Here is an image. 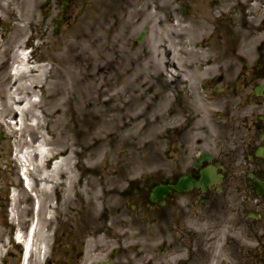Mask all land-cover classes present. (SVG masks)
<instances>
[{
  "label": "flooded vegetation",
  "instance_id": "af4514ba",
  "mask_svg": "<svg viewBox=\"0 0 264 264\" xmlns=\"http://www.w3.org/2000/svg\"><path fill=\"white\" fill-rule=\"evenodd\" d=\"M40 10L58 33L100 29L133 69L150 65L151 13L179 49L191 23L200 59L183 67L208 75L167 80L164 161L113 190L99 216L80 202L42 264H264V0H42Z\"/></svg>",
  "mask_w": 264,
  "mask_h": 264
},
{
  "label": "rangeland",
  "instance_id": "374dc122",
  "mask_svg": "<svg viewBox=\"0 0 264 264\" xmlns=\"http://www.w3.org/2000/svg\"><path fill=\"white\" fill-rule=\"evenodd\" d=\"M14 1L17 5V15L20 13L22 19L24 18L25 23H29L32 17L37 19L42 18L40 12H38V8L36 7L37 4H41L42 0ZM16 18L17 16L15 14L14 18L12 19L15 20L13 22L15 25H13L12 29H6V31L9 32V35H7L8 37L6 38V41L8 43L5 44V48H1L0 50V64L4 65L3 67H6L7 69L2 70L1 72L10 71L11 63L15 59L17 50L19 48H23L24 42H27L28 40L29 43H32L34 45V53H36V62L33 65H37L38 69L40 67H44L45 69L50 71L48 73L49 80L53 81V83L48 86V93L53 92L54 95L57 90H60L62 93L61 103H63L62 107H64V124L59 128H55V125H50V123L57 117L63 115V112L61 113L59 111L55 113V111L53 110V116L47 117L44 115L43 110H49L47 108L51 106V100L46 95L45 90L42 91L43 84H38L36 95L31 97L32 101L37 102L39 103V105H41V108L37 107L33 109V113L39 116V118H41L39 120L40 123L42 125L44 124L45 129L42 131L44 134L46 133L47 138L49 139V144L46 148L52 150L56 147V141H54V139L57 140V137H60V132L66 131V127L71 128V134L67 133V136L69 137H73L72 131L74 129L84 128L87 131V127L89 125H92L94 128L96 127L95 131L90 136L91 139L100 138L99 135L101 131H105L104 136H106V134L111 131L116 133L118 136L115 141L113 139L112 141L107 140L106 142L102 143L95 142V145L89 148L88 151H86V148L84 147L85 140L82 137V140L78 141L77 139H72L69 142L74 145H77L78 143V146H75V148H77V151L79 153L84 152L86 155V158H82V153H80V156L75 157L72 164H70L72 170L76 174H78L79 177H81V175L82 177L84 176L85 181H89H87L88 184L84 187V189H82L78 193L76 190L66 191L65 199L68 197L70 199H77L81 197L85 190H89L88 187L97 188V190L95 191L96 194V192L99 193L102 190V185L107 184L106 187H108V190L110 191L113 188V185L109 183V180L113 175L112 172L122 173L123 175L120 178L123 177L124 181H127L128 179L135 177V175L141 172V170L139 169L141 164L149 163L152 159H159V156L161 154L164 159V151L161 152L160 150H164L165 145H162L161 147L153 145L154 142H158V135L157 133H154L150 130V128L148 127L149 124L147 123L149 121L151 124V120H155L156 114H153L150 111H153V109L155 108V100L158 95L159 97L163 95L164 89L163 81L165 76L163 77L162 75L164 70L161 65L164 66L165 64L164 55L167 45L163 40L164 38H162L164 36V34L161 33L160 29L162 16L159 15V13L153 12L150 16H148V18L152 22L151 33L148 42L149 47L152 51L150 60V63L152 65L150 66H153L155 70L147 69V71H143L141 69L132 70L130 68L131 62H129L128 64H124L125 62L121 63L117 61V54H112L110 53V51H107L105 48H103L101 43L102 39L99 37V34L96 31H91L83 24H78V26L71 31L65 27V29L63 28V31L59 33L54 30L53 25L50 21L49 24L51 27L49 26V24H47L46 26L40 25L42 31L47 30V33L45 35H47L46 37H50V42H52L53 39L59 40L64 36L68 37L69 32L72 36L75 37H71V39L68 38L66 40L67 42L60 39L58 41V45H52V47H49L48 45L43 44V39H38L36 37L38 28L35 27V25H33V28L27 27L25 30L26 34L18 31L21 23L16 21L21 20H16ZM26 20L28 22H26ZM177 29L179 30V27ZM178 30L174 32H177ZM98 31L101 30L98 29ZM191 36L193 37V42L194 40L196 42V40H198L199 38L197 34L194 33ZM172 41L174 44L178 45L176 37H173ZM6 49H8V51L5 53ZM173 56L175 62L180 57H182V59L180 58V60L187 61L185 52H182V49L181 52L180 49L178 51L174 50ZM149 73H152L153 75H149ZM195 73V75L198 74L197 71ZM142 76H144V78ZM201 76L207 77V72L202 74ZM43 80L45 81V78ZM149 81H151V83H148ZM158 81H160L162 86L159 87ZM151 90H153L152 93ZM97 100L101 101L103 104L106 100H113L110 104V112H108L110 118L93 117L92 120H90L85 115L87 112L86 104L88 101L93 102L92 110L95 112H105L107 110L105 106L98 104ZM17 114L18 115H16L11 120V124L18 132L17 136L9 139L7 137L8 132H6L5 129L0 128V236L5 240V243L7 244L6 248L2 249L3 257L1 256L2 259L0 260V264L19 263V256H17L18 252L16 250V242L15 240H13V233H15V231H18L19 229H22L25 232V230L27 229V219L29 217V214H25V216L23 217V225L20 226L19 220L16 219V215L15 218H13L12 216L11 218L9 217V213L7 212V208L9 207V205L12 206L11 211L13 210L14 203H10V197L8 195L9 188H11L12 186L18 187L21 183V178L18 172L19 159L17 157V154H20L22 156V159H26L24 155H26L28 151L26 147L16 144L17 138L21 136L22 128V116L19 112ZM31 118L32 116L30 112L28 123L31 125H35V123H37V120ZM112 119L114 120L112 121ZM103 121H108L107 125L103 126ZM17 122L18 124H16ZM48 125H50V128H52V130L50 129L51 134L46 131L47 128H49ZM32 136L33 135L26 133V140L30 143L32 141ZM38 141L39 139H36V143ZM70 146L71 145H69V147ZM98 146H105L106 151L108 152L114 151L115 153L113 152V160L111 158V161L107 160L104 166H100L101 170L99 175L87 173L83 175L82 171H79L77 166L81 163H90L91 161H95L96 159L99 162L102 156L97 158L92 154L94 153L93 151L98 148ZM71 148L73 147L71 146ZM156 151L161 153L156 156ZM78 152L76 153L78 154ZM21 162L24 161L21 160ZM108 162H110V164ZM107 163L109 165H107ZM33 164L36 165V163ZM31 168L36 169L33 165L31 166ZM23 188L24 187L22 186V189ZM22 189H20V191H17V196L18 194H23L26 192L24 189ZM33 191V194L39 196V193H37L35 189ZM22 198V206H29L28 203L30 196L26 194ZM56 198L58 201L62 200L61 207H66L67 209L69 208L63 202L64 198L60 199L55 195L54 197H52L53 200L51 204L55 205L54 201ZM113 198L114 195L112 196V201H114ZM2 203H4V206H2ZM32 204H34V199ZM96 204L98 205L97 207L100 208L101 204H108V207H110L109 205H111V202L108 203V200L106 198H100L99 201L96 202ZM72 207H74V205H72ZM4 209H6V211ZM92 209H94V206H92ZM71 210L72 209L70 208L68 211H66L67 214H72ZM78 210L81 211L80 208H78ZM13 213L14 212L12 211L11 214L14 215ZM30 215L32 216V214ZM57 219L59 220H57L56 222L53 212L51 215L47 216L46 221H43L42 218L40 219L39 228L46 234L50 235V243L53 241L52 238L54 236V230L57 227V223H68L71 220V218H68V216L63 217L62 215L57 216ZM50 227L51 229L49 230ZM13 241L14 244L12 243ZM47 242L49 241L47 240ZM9 250H11L14 255L7 254ZM39 256L38 260H32L31 263L42 264L39 260ZM4 258H6L5 261Z\"/></svg>",
  "mask_w": 264,
  "mask_h": 264
},
{
  "label": "bare ground",
  "instance_id": "6f19581e",
  "mask_svg": "<svg viewBox=\"0 0 264 264\" xmlns=\"http://www.w3.org/2000/svg\"><path fill=\"white\" fill-rule=\"evenodd\" d=\"M17 5L14 0H0V50L1 48H5V44L8 43L6 41V38L9 35V32L5 29H12L13 25H15L13 22L15 20H12L14 18V15L16 14L17 18L16 21L21 23L20 27L18 28V31L22 32L23 34H26V28L31 27L33 28V25L38 27L40 24V20L37 18H31L29 23H25L24 18L22 19L21 14L19 13L17 15ZM36 21V22H35ZM27 22V20H26ZM3 28V29H2ZM21 29V30H20ZM11 31V30H10ZM47 30L45 31H38L36 34V37L38 39H43L44 37V43L45 45H49L50 37H46ZM35 34V33H34ZM33 36V35H32ZM8 51V49L5 50V53ZM206 54V52H205ZM27 65V63H25ZM26 65L22 64L21 69L24 70L26 68ZM4 65L0 64V128H3L8 132L7 137L9 139L14 138L17 136L18 132L14 128V126L11 124V120L18 115L19 112L21 114V136L17 138L16 144L20 146L26 147L27 155L30 158V161L33 163V166L36 168L34 169V172H30V180L33 184V188L39 193V196L37 197L38 204L40 205L39 211L37 213L38 216V224L36 226V233L34 234V244H36V241L39 242L42 246L46 245L47 239L50 237L49 234H46L43 230L39 228L40 226V219L46 221L47 216L51 215L52 212L59 211V213H65L67 211L66 207L58 206L54 207V205L51 204L52 197L57 196L60 199H63V202L66 206L71 208V206L75 203L78 204L77 199L89 200L90 197L95 202L97 200V196L91 192L90 190H85L83 195L77 199L73 198L70 199L69 197L65 199L66 191H72L76 190L77 193L84 189V187L88 184L87 181L84 180V176L79 177L78 174H76L70 164H72L73 160L76 156H80V153L78 152L77 148H75L74 144L69 143L72 139L73 140H82V138L85 140L84 147L86 148V151L89 150L94 143H102L106 142L107 140L112 141L114 139H117L118 136L114 132H109L104 136L105 131L100 132V138L98 139H91L90 136L95 131V128L92 125H89L87 127V131L84 128L81 129H74L73 137L67 136V133L71 134V128L66 127V131L62 132L60 129V137H57V140L54 141L56 144V147L54 149H47L46 146L49 144V139L47 138L46 133L44 134L42 130H44V124L42 125L40 123L39 116L33 113V109L35 108H41V105L39 103L32 101L31 97L36 95L37 93V86L38 84H43L42 88L46 95L51 100L50 107H48L47 111L43 110L44 115L49 117L53 116V110L56 112H63V115L57 117L54 119V121H51L50 125H55L56 127H61L64 124V107H62L61 100H62V93L61 91L57 90L55 94L53 95V92H49L48 86L53 83V81L49 80V72L44 67H40L38 70L32 71V75H26L24 73L19 74L20 72H17L13 74L11 71H4L7 70L6 67H3ZM38 72V74H37ZM45 78V81L43 80ZM52 94V95H51ZM113 101V100H112ZM110 100L104 101V104L97 100L98 104H101L107 108V112L105 111H93L92 110V101H88L86 104V116L92 120L93 117L95 118H102V117H109L108 112H110V104L112 103ZM41 103V101H40ZM106 104V105H105ZM25 105V106H23ZM31 112V119L37 120V123L35 125H31L28 123L29 114ZM106 113V114H105ZM105 115V116H104ZM24 119V120H23ZM114 119H112L113 121ZM164 120V118H162ZM133 121V118H132ZM148 121V120H147ZM108 121H103V126L107 125ZM148 123V122H147ZM18 124V122L16 123ZM50 125H48L49 128H47V132L51 134L52 128H50ZM97 125V124H96ZM51 129V130H50ZM102 130V129H101ZM26 133H29L30 135H33L31 137L32 141L31 143L26 140ZM37 134V135H36ZM67 136V137H66ZM55 137V136H54ZM82 137V138H81ZM36 139H39V141L36 143ZM71 146L69 147V145ZM75 148V149H74ZM78 152V154L76 153ZM90 152V151H89ZM92 153L94 157H101V159H96L95 161H91L90 163H81L77 166L79 171H82V174H94L98 175L100 173V166H104L106 164V161H111V158L113 160V152L106 151L105 146H98V148L93 151ZM115 153V152H114ZM83 156L82 158H86L85 153L83 152L81 154ZM134 158V157H133ZM102 160V161H101ZM101 161V162H100ZM110 164V162H108ZM107 163V165H109ZM112 165V164H111ZM29 195V206H22L23 204V196ZM95 196V198H94ZM35 200V199H34ZM14 205L13 210H15L16 218L19 220V225H23V217L25 214H32L34 213L35 209L33 208L34 204L33 202V196L29 193H21L14 196ZM62 201V200H61ZM63 205V204H62ZM20 208V209H19ZM35 215V214H34ZM36 217V215H35ZM45 218V219H44ZM37 242V243H38ZM30 245V244H29ZM7 244L5 243V240L1 238L0 236V257H3V248H6ZM2 257L0 259H2Z\"/></svg>",
  "mask_w": 264,
  "mask_h": 264
}]
</instances>
